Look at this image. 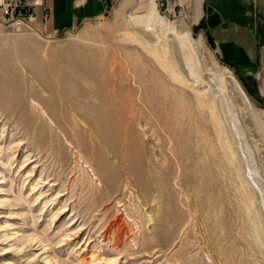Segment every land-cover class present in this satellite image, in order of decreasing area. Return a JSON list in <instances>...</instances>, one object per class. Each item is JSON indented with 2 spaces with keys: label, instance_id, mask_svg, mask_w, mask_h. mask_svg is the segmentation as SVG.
<instances>
[{
  "label": "rangeland",
  "instance_id": "rangeland-1",
  "mask_svg": "<svg viewBox=\"0 0 264 264\" xmlns=\"http://www.w3.org/2000/svg\"><path fill=\"white\" fill-rule=\"evenodd\" d=\"M190 1L53 33L0 7V264H264V97Z\"/></svg>",
  "mask_w": 264,
  "mask_h": 264
},
{
  "label": "crops",
  "instance_id": "crops-1",
  "mask_svg": "<svg viewBox=\"0 0 264 264\" xmlns=\"http://www.w3.org/2000/svg\"><path fill=\"white\" fill-rule=\"evenodd\" d=\"M21 1L35 9L38 26L53 33L105 16L115 0ZM189 16L209 35L223 62L264 97V0H192Z\"/></svg>",
  "mask_w": 264,
  "mask_h": 264
},
{
  "label": "built area",
  "instance_id": "built-area-1",
  "mask_svg": "<svg viewBox=\"0 0 264 264\" xmlns=\"http://www.w3.org/2000/svg\"><path fill=\"white\" fill-rule=\"evenodd\" d=\"M0 7L3 9L4 17L14 21L19 26L32 24L36 20V15L27 4L21 0H0Z\"/></svg>",
  "mask_w": 264,
  "mask_h": 264
},
{
  "label": "bare ground",
  "instance_id": "bare-ground-1",
  "mask_svg": "<svg viewBox=\"0 0 264 264\" xmlns=\"http://www.w3.org/2000/svg\"><path fill=\"white\" fill-rule=\"evenodd\" d=\"M147 16L145 17V19L143 21H141V23H146L147 25V28H150L149 24L151 23H156L157 21H161L160 20V17H159V14H158V11H157V8L154 4V1L147 6ZM160 24V23H159ZM142 25V24H141ZM151 29H152V26H151ZM241 91L242 89L239 88ZM243 92V91H242ZM210 104V103H209ZM215 117V116H214ZM215 121V120H214ZM216 122V121H215ZM219 122V121H218ZM217 123V122H216ZM226 125V124H225Z\"/></svg>",
  "mask_w": 264,
  "mask_h": 264
},
{
  "label": "trees",
  "instance_id": "trees-1",
  "mask_svg": "<svg viewBox=\"0 0 264 264\" xmlns=\"http://www.w3.org/2000/svg\"><path fill=\"white\" fill-rule=\"evenodd\" d=\"M213 43V42H212ZM213 45H214V43H213Z\"/></svg>",
  "mask_w": 264,
  "mask_h": 264
}]
</instances>
